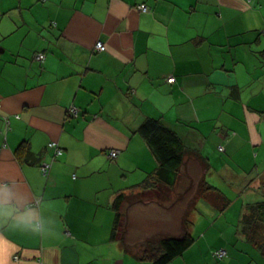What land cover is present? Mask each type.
Listing matches in <instances>:
<instances>
[{
	"label": "crops",
	"instance_id": "crops-1",
	"mask_svg": "<svg viewBox=\"0 0 264 264\" xmlns=\"http://www.w3.org/2000/svg\"><path fill=\"white\" fill-rule=\"evenodd\" d=\"M147 118L209 158L212 185L264 194V0H0V264H152L112 209L157 166ZM243 208L199 200L167 264H264Z\"/></svg>",
	"mask_w": 264,
	"mask_h": 264
},
{
	"label": "trees",
	"instance_id": "trees-1",
	"mask_svg": "<svg viewBox=\"0 0 264 264\" xmlns=\"http://www.w3.org/2000/svg\"><path fill=\"white\" fill-rule=\"evenodd\" d=\"M137 132L155 157L157 166L141 182L131 185V189L136 188L139 191L130 194L119 193L114 197L112 201V209L115 212L113 235H115L119 221L122 220L124 203H128V205H133L136 202L142 203V191L147 190H154L165 199H168L170 197L168 193L175 190L180 180L181 170L187 160H189L188 162L195 161L198 166L197 169L200 171L198 175L196 174V177L194 174L193 177L187 176L188 182L194 183L195 186L189 208L181 216L179 222L181 231L179 233L146 238L143 246L134 244L135 247L140 248V252L123 245V248L127 251L131 250V253L139 261L146 260L152 262V264H167L174 257L182 254L194 240L190 233L191 220L189 216L190 211L196 208L197 202L202 199L218 213H222L229 207L231 200L222 190L206 180L205 173L211 166L209 158L203 155L197 147L187 145L175 131L164 125L160 119H145L138 127ZM31 154V151H27L25 159L31 157ZM188 187L189 185L183 191H186L185 189ZM241 214L238 221L239 232L264 258V199L258 202H247ZM131 247L133 246L131 245ZM219 249L223 248L211 251L214 257H217L213 254L214 251ZM225 255L226 251L223 256Z\"/></svg>",
	"mask_w": 264,
	"mask_h": 264
},
{
	"label": "rangeland",
	"instance_id": "rangeland-1",
	"mask_svg": "<svg viewBox=\"0 0 264 264\" xmlns=\"http://www.w3.org/2000/svg\"><path fill=\"white\" fill-rule=\"evenodd\" d=\"M188 161L189 160L185 162L184 167L181 170L182 177L180 176V180L176 185L175 190L168 193L170 195L168 199L162 197L160 193L150 190L149 194L142 196V203L136 202L133 203V205L130 204L129 206L128 204L124 203L122 212L125 214V216H123V219L127 220L131 218L132 249L140 252V248L135 247L134 244H140V246H143L146 236L151 235L149 236L151 238L156 234L158 236L167 235L165 233L176 231L178 229L177 226H180L179 222L181 216L184 215V213L189 208L195 186L194 183L188 182L187 176L190 175L193 177L194 174L196 177V174L198 175L200 172L197 169L198 166L195 161ZM210 176L211 171H209L207 174L208 178H210ZM262 178H264V176ZM234 179L238 182L237 188L226 184L225 186L227 189L225 190L227 191H224V193L231 200V204L234 203L235 208L237 206H244L246 204V195L249 196V203L258 202L264 199V194H262L260 191L252 192L253 190L257 189H249L246 191V178L243 174H241L239 177H235ZM187 185H189V187L185 189L186 191H183ZM253 187L255 188V186ZM197 210L198 209L191 210L190 214L194 215ZM242 212L239 213V217L238 215L234 217V223H236L235 220H238V218L240 219ZM192 215L189 217H192Z\"/></svg>",
	"mask_w": 264,
	"mask_h": 264
},
{
	"label": "built area",
	"instance_id": "built-area-1",
	"mask_svg": "<svg viewBox=\"0 0 264 264\" xmlns=\"http://www.w3.org/2000/svg\"><path fill=\"white\" fill-rule=\"evenodd\" d=\"M138 8L141 11H146L147 10V6L145 4H139ZM95 46L97 47L98 50H103L104 49V45L101 43V41H98ZM36 58L37 59H43L44 58L43 53L42 52L37 53ZM167 80L171 81L172 78L170 77ZM71 110H72L73 114H76L75 109H71ZM49 145L54 148L55 155H60L61 154L62 151L58 147L56 141L50 142ZM117 153H118L117 150H111L108 154H109L110 157H114V156L117 155ZM40 169H41V172L43 174H45V175L48 174L49 169H50V163L45 162V161L41 162ZM213 254L216 255L217 257H221V256H223L225 254V251L223 249H219V250L214 251Z\"/></svg>",
	"mask_w": 264,
	"mask_h": 264
}]
</instances>
